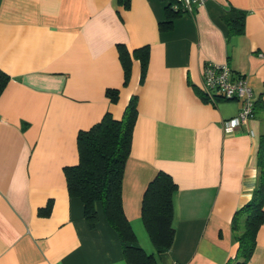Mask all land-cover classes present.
Wrapping results in <instances>:
<instances>
[{
  "label": "crops",
  "instance_id": "obj_1",
  "mask_svg": "<svg viewBox=\"0 0 264 264\" xmlns=\"http://www.w3.org/2000/svg\"><path fill=\"white\" fill-rule=\"evenodd\" d=\"M167 0H0V264H126L97 203L90 227L70 197L64 169L78 162L77 134L105 113L120 119L137 98L122 182V206L139 245L157 264H225L238 248L233 218L260 179L264 135V0H206L172 27ZM245 11L229 36L227 10ZM147 47L141 72L124 82L118 45ZM208 62L246 78L253 116L232 131L238 100L203 92ZM117 89L115 101L106 95ZM158 171L169 174L173 243L158 255L141 220V199ZM49 205L47 214L39 211ZM240 229L243 219L239 221ZM245 264H264V223Z\"/></svg>",
  "mask_w": 264,
  "mask_h": 264
},
{
  "label": "trees",
  "instance_id": "obj_2",
  "mask_svg": "<svg viewBox=\"0 0 264 264\" xmlns=\"http://www.w3.org/2000/svg\"><path fill=\"white\" fill-rule=\"evenodd\" d=\"M166 5L167 18L159 23L160 30L172 27L173 19L182 14ZM245 11L231 8L223 15L229 36L243 33ZM119 58L123 67L124 82L129 78L132 57L139 59L141 72L147 63V47H139L130 53L118 45ZM6 78L0 73V92ZM106 95L115 101L117 89H107ZM254 115V114H253ZM137 117V98L133 96L126 105L120 119L109 113L86 130L77 134L78 162L65 167L67 190L70 197L78 198L83 204L84 218L90 227L97 222V203L101 204L104 217L116 231L126 264H157L154 254L146 253L139 245L135 233L125 216L122 206V182L125 164L131 150L133 127ZM260 168L259 185L252 197L233 218V230L238 243L237 253L225 264H245L252 256L256 245V234L264 223V135L260 137L257 151ZM176 184L172 177L158 171L147 184L141 199V220L158 255L169 251L174 238L173 194ZM49 205L39 211L47 214ZM243 219L240 229L239 221Z\"/></svg>",
  "mask_w": 264,
  "mask_h": 264
},
{
  "label": "built area",
  "instance_id": "obj_3",
  "mask_svg": "<svg viewBox=\"0 0 264 264\" xmlns=\"http://www.w3.org/2000/svg\"><path fill=\"white\" fill-rule=\"evenodd\" d=\"M206 0H173L171 7L179 9L182 13L192 14L202 6ZM203 92L214 101L212 93L225 100H238L242 103V109L238 115L227 121L225 131H232L240 124L246 123L253 116L252 91L246 78L235 75L227 63H206L203 70Z\"/></svg>",
  "mask_w": 264,
  "mask_h": 264
}]
</instances>
